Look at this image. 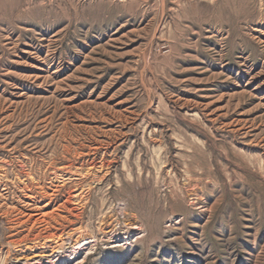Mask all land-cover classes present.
<instances>
[{
  "label": "rangeland",
  "instance_id": "374dc122",
  "mask_svg": "<svg viewBox=\"0 0 264 264\" xmlns=\"http://www.w3.org/2000/svg\"><path fill=\"white\" fill-rule=\"evenodd\" d=\"M0 264H264V0H0Z\"/></svg>",
  "mask_w": 264,
  "mask_h": 264
},
{
  "label": "bare ground",
  "instance_id": "6f19581e",
  "mask_svg": "<svg viewBox=\"0 0 264 264\" xmlns=\"http://www.w3.org/2000/svg\"><path fill=\"white\" fill-rule=\"evenodd\" d=\"M56 159V158H55ZM62 186V185H61ZM27 188V187H26ZM47 204V203H46ZM45 208V207H44ZM44 208H42V207H35V209H34V211H38V212H42L43 210H44ZM41 214V216L43 217V216H47L46 215V213H44V212H42V213H40Z\"/></svg>",
  "mask_w": 264,
  "mask_h": 264
}]
</instances>
